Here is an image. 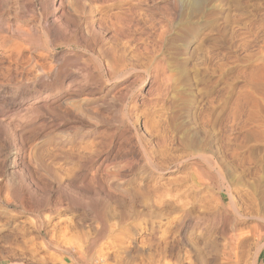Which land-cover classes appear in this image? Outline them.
<instances>
[{"label": "rangeland", "instance_id": "rangeland-1", "mask_svg": "<svg viewBox=\"0 0 264 264\" xmlns=\"http://www.w3.org/2000/svg\"><path fill=\"white\" fill-rule=\"evenodd\" d=\"M199 1L0 0V264H264V0Z\"/></svg>", "mask_w": 264, "mask_h": 264}, {"label": "bare ground", "instance_id": "bare-ground-1", "mask_svg": "<svg viewBox=\"0 0 264 264\" xmlns=\"http://www.w3.org/2000/svg\"><path fill=\"white\" fill-rule=\"evenodd\" d=\"M187 1V0H186ZM189 2L188 3H190L191 5H193V6H199V3H200V1L199 0H188ZM205 2V1H204ZM192 6V7H193ZM197 8V7H196ZM61 22V21H60ZM49 26V25H48ZM27 41V40H26ZM44 53V52H43ZM15 55V54H14ZM186 216V215H185ZM106 218V217H105ZM184 224V223H183ZM186 224V223H185ZM41 225V224H40ZM103 225V224H102ZM40 228V227H39ZM45 234H46V232H45ZM50 238V237H49ZM52 240V239H51ZM186 240V239H185ZM50 242V241H49ZM48 242V243H49ZM51 243V242H50ZM94 243V242H93ZM260 245V244H259ZM80 246V245H79ZM92 248V247H91ZM261 249H264V246H259L258 248H257V255H259V252L261 251ZM167 251H168V249H162V252H163V254H166L167 253ZM173 250H171V252H172ZM263 251V250H262ZM53 258V257H52ZM51 258V259H52ZM41 259V258H40ZM55 259V258H54ZM53 259V260H54ZM35 260V259H34ZM42 260V259H41ZM43 260H44V258H43ZM42 260V261H43ZM48 261V260H47ZM37 262V261H36ZM38 262H39V260H38ZM37 262V263H38ZM51 262V261H50ZM22 263V262H21ZM36 263V264H37ZM43 263H44V261H43ZM46 263H49V262H46ZM60 263V262H59ZM14 264H16V263H14ZM39 264V263H38ZM88 264V263H87Z\"/></svg>", "mask_w": 264, "mask_h": 264}]
</instances>
